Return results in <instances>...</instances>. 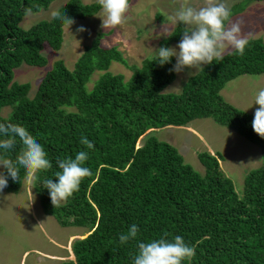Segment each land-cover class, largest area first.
<instances>
[{
    "label": "trees",
    "instance_id": "1",
    "mask_svg": "<svg viewBox=\"0 0 264 264\" xmlns=\"http://www.w3.org/2000/svg\"><path fill=\"white\" fill-rule=\"evenodd\" d=\"M51 2L0 0V123L24 126L47 152L53 167L37 173L32 184L43 211L62 226L87 229L84 237L71 243L74 259L58 264H133L139 242L162 237L172 241L176 236L195 249L182 264H264V139L252 129L254 114L224 101L220 94L240 75L264 73L263 39H248L243 55L230 50L203 65L179 93H173L163 90L175 79V72L169 71L174 57L164 66L157 56L145 58L140 66L128 65L116 46L101 45L99 34L84 46L73 69L63 59L55 60L30 97V83L15 81L14 70L22 64L46 66L42 50L45 44L61 48L65 24L53 17L28 28L21 22L28 12L45 10ZM244 6H232L231 14ZM100 9L97 1L67 0L56 11L75 20L92 17ZM183 30L184 25L177 23L160 47L180 41ZM113 61L132 69L128 80L108 70ZM96 71L101 74L88 89ZM4 107H10L6 116L1 114ZM207 117L260 148L261 164L249 170L239 191L221 169L220 153H198L204 166L201 174L177 147L156 135H148L137 147L150 129L185 126ZM81 137L94 147L81 145ZM19 147L17 138L8 154L13 161ZM81 150L88 152L83 166L92 175L54 208L43 181L56 182L57 160L75 158ZM2 172L6 174L5 169ZM24 180L21 169L20 182L9 178L4 189L17 193ZM133 224L139 229L136 240L120 244L119 235Z\"/></svg>",
    "mask_w": 264,
    "mask_h": 264
},
{
    "label": "rangeland",
    "instance_id": "2",
    "mask_svg": "<svg viewBox=\"0 0 264 264\" xmlns=\"http://www.w3.org/2000/svg\"><path fill=\"white\" fill-rule=\"evenodd\" d=\"M67 0H52L49 7L39 12H28L21 25L30 27L42 19H50L52 12L65 4ZM91 3L97 0H82ZM232 12L233 8H241V12L230 16V21H239L241 35L245 39L262 38L264 41V0H255L247 4L245 0H223ZM194 7L203 6L204 0H190ZM181 0H130L124 22L115 27L103 28L102 9L87 19H75L70 27L64 25L63 42L59 50H53L45 44L42 52L48 63L44 67L22 64L14 70V80L29 82V96L36 93L38 84L45 72L51 68L57 59H63L66 65L73 69L75 61L84 50V46L102 34L101 45L116 46L127 60L128 65L140 66L145 58L157 56L156 49L160 41L176 26L169 19L179 9ZM228 22H226V25ZM83 26L86 31L79 32ZM180 41L170 43L175 47ZM225 48L223 54L230 51ZM175 63L176 58L174 57ZM203 66V65H202ZM112 73H121L125 80L132 74V69L113 61L108 69ZM199 69L184 68L175 72V79L163 90L179 93L188 77ZM101 72L96 71L87 83L91 89ZM264 89V73L259 75L243 74L226 83L220 94L224 101L239 109L255 113L259 107L254 104L259 90ZM10 107L1 111L6 116ZM150 134L160 140L173 144L183 155L185 162L199 173H204V166L198 158V153L209 151L220 153L221 169L230 177L236 187L241 190L243 180L249 170L261 164L260 148L238 134L236 131L219 125L211 117L196 118L185 126H165L150 129L140 137L139 147ZM3 168L0 167V172ZM63 203V202H62ZM87 229L79 226H62L54 216L46 214L40 204V199L33 185L24 180L17 193L0 191V264H58L60 261L74 259L71 243L76 238H82Z\"/></svg>",
    "mask_w": 264,
    "mask_h": 264
},
{
    "label": "clouds",
    "instance_id": "3",
    "mask_svg": "<svg viewBox=\"0 0 264 264\" xmlns=\"http://www.w3.org/2000/svg\"><path fill=\"white\" fill-rule=\"evenodd\" d=\"M97 3L102 9V16H99L102 19L101 27H115L124 22L129 0H97ZM230 16V9L223 0H204L200 7H194L190 0H181L179 9L169 17L173 24L184 25L181 40L175 47L162 46L156 49L158 64L164 66L175 57L176 63L169 71L180 73L184 68L200 69L202 65L222 59L225 48L243 55L248 41L241 35L240 22L230 21ZM52 17L69 27L75 23L74 19L58 11L52 12ZM77 31L86 29L81 26ZM254 104L259 107L255 110L251 126L264 139V89L259 90ZM17 138L20 147L13 161L8 154L16 147ZM80 144L87 149L94 147L86 137H81ZM0 150V167L6 170V174L0 172V191L7 187L9 178L13 182H20L21 169L25 172L26 182L33 184L37 180V173L53 167L44 147L19 124L0 123ZM87 159L88 152L81 150L75 158L57 160L60 171L55 172L56 182L53 179L43 181L54 208L78 191L84 178L92 175L91 170L83 166ZM138 232L137 225H131L119 235L120 244L136 240ZM137 247L133 264H182V261L190 260L195 255V249L186 244L181 236L174 237L172 241L162 237L139 242Z\"/></svg>",
    "mask_w": 264,
    "mask_h": 264
}]
</instances>
